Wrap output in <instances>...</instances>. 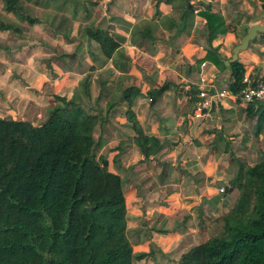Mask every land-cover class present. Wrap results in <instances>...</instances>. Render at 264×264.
Masks as SVG:
<instances>
[{
  "label": "trees",
  "instance_id": "16d2710c",
  "mask_svg": "<svg viewBox=\"0 0 264 264\" xmlns=\"http://www.w3.org/2000/svg\"><path fill=\"white\" fill-rule=\"evenodd\" d=\"M27 1L64 12L69 0ZM79 1L73 0L76 8ZM174 1L177 0H167L169 4ZM180 1L178 19H158L157 8L152 21L160 23L136 26L131 33L132 43L153 44L159 26L176 36L190 34L197 10L189 0ZM260 1L264 8V1ZM0 3L7 14L29 26L45 22L32 17L21 0ZM201 5L206 11L198 13L206 21L207 38V54L201 62L229 71V91L241 95L246 88L245 65L239 60L227 68L226 59L213 46L219 36L228 33L227 23L213 12L211 3L202 1ZM66 23L61 19L56 27L51 25L55 35ZM0 32L25 34L21 26L1 18ZM83 35L99 45L103 61L115 59L123 51L122 39L110 31L90 24ZM259 40L264 44V34L253 42ZM95 70L91 68V72ZM90 86L91 77L87 75L71 99L55 96L56 105L41 125L0 117V264H134L135 260L151 257L152 251L135 254L128 234L125 181L110 170L107 157L97 154L104 143L96 140L95 131L108 123L109 112L117 104L111 102L104 117L100 112L90 113L81 105L91 99ZM170 87V83H164L149 91L151 105ZM193 91L199 92V88ZM121 94L129 107L128 126L135 133L133 143L143 156L141 162L153 161L164 145L144 132L133 111L141 90L129 87ZM247 104V116L255 121V136L259 137L264 132V105ZM232 161L236 162V158L232 157ZM235 191L240 195L221 219V234L191 248L181 256L179 264H264V160L255 165L238 162L224 194Z\"/></svg>",
  "mask_w": 264,
  "mask_h": 264
},
{
  "label": "crops",
  "instance_id": "0c3cea01",
  "mask_svg": "<svg viewBox=\"0 0 264 264\" xmlns=\"http://www.w3.org/2000/svg\"><path fill=\"white\" fill-rule=\"evenodd\" d=\"M80 1L81 3L78 4L81 10L79 15L80 20L84 21L85 27L91 24L110 31L116 37H120L123 44L121 55L119 54L115 59L108 62L103 61L99 46L87 38H84L79 43L74 38L75 30L71 28L65 29L64 27L62 32L56 35L53 29L50 28L52 32L47 31L45 36L48 37L44 41H39L41 38L37 34L35 56L31 58L28 67L20 64L15 67L17 72L22 75V78L32 82V86L36 84L37 89L34 92L32 90H17V85L14 83L12 85L16 86L15 90L9 88L7 92L8 85H4V80L0 76V117L28 121L32 124L40 125V122L36 123V121L44 118V114H47L56 105L55 96L71 99L84 76L72 70L68 64L69 60L61 56H72V54H75V46H80L75 61L76 63H81L89 71H91V68L97 67L95 71L90 72V75H95L96 78L97 76L103 77V72L107 68L110 70L111 78L109 75V81L112 82V89L110 85L106 88L110 97H108V102H106L105 112H108L111 102H117L116 100L122 95L121 93L124 89L129 87L140 89L142 95L135 100L133 105L137 120L147 135L157 137L162 141L164 145L162 152L166 151L165 148L169 149L175 146V153L173 154L178 152L183 165L188 167L187 170H190L193 176H199L197 182L196 180L193 181L197 183L193 186L197 192L193 197V203L190 204L192 207L201 205L208 207L212 203L214 196H216V192L214 188L210 192V188L208 186L205 188L204 183L213 184L216 181H222L227 186L234 175L231 176L228 172V170L230 171L228 168H230L231 163L224 161V159L231 157L232 161L234 155L241 154L240 156L251 157L256 152H260L264 146V132L259 137L255 136V121L249 118L246 112L248 104L242 100H235L229 95L215 102L212 110L206 113L203 118L197 119L194 117L195 105L199 101V92H191L193 89H201L205 83L209 87L213 85L214 90L217 89L219 92L229 91L231 82L229 71L222 72L208 61L201 62L206 57V49L201 44L195 41L194 43L193 38L197 33L196 28L198 26L199 28L200 26L204 28L206 21L201 17L195 16V25L190 34L176 36L175 33L164 31L167 34L166 38L163 40L155 38L154 46L148 41H141L140 44L134 45L131 41V33L139 25L138 22L141 21L142 23L144 22L143 20H152L155 17L157 8L159 10L158 19L170 17L177 1H174L173 4H169L167 0ZM189 1L192 5L196 2V0ZM201 1L211 3L214 10L219 7L225 8L230 2L240 3L249 16H253V7H256L261 2L260 0ZM240 14L239 18L242 20V13ZM86 16L89 17V20ZM261 17L262 15L253 17L248 23L242 20L241 28L264 24ZM37 26L43 27L45 25H35V27ZM236 35L238 36L237 33L229 31L226 35L219 36L213 43V46L219 48L220 54L226 60L230 59L229 57L232 55L230 54V47L234 49L238 44ZM68 40L69 42H67ZM141 44H147L148 48H141ZM87 45L93 46L98 52L92 55L87 49ZM68 46H71V51H67V49L64 51V48ZM228 50L229 54L227 57ZM259 50V46L254 49L250 48L243 53L241 52L239 58L245 65L247 74L250 75L252 82L255 84L264 81V48L262 49L263 51ZM57 52L63 53L59 57ZM98 61L102 63V66H97ZM104 62L106 63L104 64ZM147 62L151 63L150 66L145 65V69H143L142 65L144 66ZM31 63L34 65L32 70L29 69ZM186 63L188 64L184 66L183 64ZM213 76H216L215 80L212 79ZM11 82L9 79L8 83L11 84ZM164 83H170L171 87L162 96L163 103L160 99L154 106L151 105V108V99L147 97V93ZM4 90H6V93H3ZM172 94H175L174 98L176 99L180 97L179 95H184L185 104L179 100L180 103L170 106L168 102ZM114 95L116 98L113 101L111 98ZM14 100L20 103L11 107L9 103ZM2 103L5 104L2 105ZM189 106H192V109ZM128 109L127 104L122 106V103H119L111 109L109 122L100 127L97 139H102L104 145L100 150L101 152L102 150L103 152L105 151V154L102 153L100 156L106 157V151L108 152L111 148H115L116 156L121 153L125 155L126 152H121L120 147L128 141L130 143L126 151L135 146L133 143L135 133L129 128L126 116ZM171 142H174L173 146H171L173 144ZM131 144L133 145L131 146ZM173 154H168L167 157ZM120 159L121 157L119 156L118 160ZM138 160L140 163L143 160V156L140 155ZM121 162L122 166L127 169L132 164L128 163L126 165L125 161ZM142 163L143 166H146L145 162ZM225 163L228 166L226 165V170L221 171L220 167ZM158 166L157 174L160 175L165 165L159 164ZM171 166L174 167L175 164L172 163ZM112 172L119 174L123 179L125 178L117 170H112ZM228 177L230 178L228 179ZM226 186L223 188L225 189ZM239 195L240 192L235 191L228 197L235 196V199H233V204H235Z\"/></svg>",
  "mask_w": 264,
  "mask_h": 264
},
{
  "label": "rangeland",
  "instance_id": "374dc122",
  "mask_svg": "<svg viewBox=\"0 0 264 264\" xmlns=\"http://www.w3.org/2000/svg\"><path fill=\"white\" fill-rule=\"evenodd\" d=\"M21 2L24 4L28 13L32 17H37L45 21V26L35 27L29 26L27 23L20 22L12 14H7L4 11L3 5L0 3V18L6 22H13L21 26L25 33L24 35H17L12 32H0V76L1 79L4 80V85H8V88L6 89L7 92L9 91V88L15 90L16 86L14 87V85H12L14 83L17 85V90H32V92H34L37 89L36 84L35 86H32V82L23 79L22 75L17 72V68H15L16 66L18 67L19 64L21 66L23 65L28 67L31 58L35 56V41L38 40L37 34H39V38H41L39 41H44V39L48 37L45 36L47 31L52 32L51 29H53L54 32V28L51 25L54 24V27H56L58 23H60L61 19H66L67 23L64 26L65 29L71 28L72 30H75L74 38H76L79 43L85 38L82 32L85 27V23L80 20L79 15L81 10L79 5H77V8L75 7L73 0H69L68 3L64 5V12L59 11L56 7H44L43 5L37 6L33 1L29 2L27 0H21ZM201 2V0H196L193 6L199 12L206 11L205 7L201 5ZM79 3H81V1ZM180 5L181 1L177 0L170 17L174 19L179 18L181 13ZM253 11V16H249L243 7H241L240 3L230 2L227 4V7H219L213 12L220 14L224 18V21L227 23L228 32L230 31L231 33L238 34V36H236L238 38L237 45H239L241 43V39L244 37L243 35L245 34L246 28H248L246 26L241 28V21L245 20L246 23H248L251 18L263 15L264 8L262 7L261 2L258 3L256 7H253ZM239 12L242 13V20L239 18V16H241ZM196 16L201 17L198 12H196ZM143 21L144 22L142 23L141 21L138 22L139 25H137V27H144L148 22L153 24L160 23L158 20ZM262 22H264L263 19ZM159 28L160 29L155 32V38L163 40L166 38L167 34L161 26H159ZM196 30L197 33L193 38V42L195 41L196 43L201 44L206 49L207 38L205 34V26L204 28L201 26L199 28L198 26ZM67 42H69V40ZM94 43L99 46L96 42ZM258 46L259 49L263 51L262 49L264 48V44L261 40L257 43L251 42L248 49H254ZM79 47L75 46V54H72V56L62 55L63 52H57L58 56L60 57L62 55V58L69 60V67L72 70H75V72L77 71L79 74L83 75L84 78L87 75L91 77V99L82 101L83 103H81V105L84 106L90 113L99 114L100 112L104 117L106 115L104 108L106 106V102H108V97H110L106 88L110 85L112 89V82L109 81L111 78L109 72L110 70L107 68L105 72H103V77L97 76L96 78L95 75H90L91 71H89V69L84 67L81 63L79 64L75 61ZM141 48H148V45L141 44ZM66 49L67 51H71V46L65 47L64 51ZM87 49L90 53H92V55L98 52V50L94 49L91 45H87ZM232 50L233 47H230L231 52ZM231 52L230 54L233 55V52ZM228 54L229 50L227 57ZM150 64L147 62L144 66L142 65L143 69H145V65L150 66ZM187 64L188 63L183 65L186 66ZM97 66H102V63L98 61ZM33 67L34 65L31 63L29 69L32 70ZM93 68L96 69L97 67ZM9 79L12 81L11 84L8 83ZM6 90H4L3 93H6ZM99 95H101L100 99H98ZM174 95L175 94H172V97L168 102L170 106L180 103V101H183L182 103H184V95H179L180 97H178V99L174 98ZM115 98L116 96L114 95L111 100ZM116 101L117 105L119 103H122V106L126 104L123 102L121 96L118 97V100ZM160 101L162 102V99ZM19 103V101L14 100L13 102H10L9 105L12 107V105H17ZM4 104L5 103H2V105ZM150 107L152 108L151 104ZM189 108L192 109V106H189ZM110 114L111 112H109V115ZM48 116L49 112L47 114L45 113L44 118L38 119L36 123L40 122L39 124L41 125L48 119ZM99 131L100 126H98L95 131L96 140H98L97 137L99 135ZM129 143L130 141L127 143L125 142L120 147L121 152H126L125 155L120 152L121 154L116 156L115 148H111L108 152L106 151V157L109 159L110 170H117L125 176V194L129 204L128 234L135 254L149 253L152 251L150 258L141 261L135 260L134 264H179V260L184 253L189 251L191 248L208 241L211 236L221 234L223 224L221 219L234 207L235 204H233V199H235V196L228 197L219 192L221 188L223 189V187L226 186L222 181H216L213 184L204 183V187L207 188L208 186L210 188V192L215 189L216 196H214L212 203H210L208 207H204L203 205L192 207L190 203H193V197L197 192L196 189L193 188V186L197 183L193 181L196 180L197 182L199 176H193L190 170H187L188 167L183 165L181 156H178V152L173 154L175 153V146L174 148H165L166 151H163L155 161L145 162L146 166H143V163H139L138 160L141 153L137 147L134 146L135 149L134 147H131L128 151H126V149L129 148ZM171 143H173L171 144V146H173L174 142ZM132 145L133 144H131V146ZM102 153L105 154V151L103 152L102 150L101 152V150H99L97 154L100 156ZM168 154L173 155L167 157ZM240 155L241 154L234 155L236 162L231 161V157L224 159V161H229L231 163V166H229L230 168H228L230 171L227 169L231 176L236 172L238 162L255 165L263 161L264 146L260 152H256V154L251 157H244L243 155ZM119 156L121 157L120 160H118ZM121 161H125L126 165L128 163L132 164L129 166L130 168L127 169L122 166ZM158 163L165 165V167H163V172L160 175L157 174L159 168ZM172 163L175 164L174 167L171 166ZM226 165L227 164L225 163L222 167H220V170H226ZM158 177L159 179L157 180ZM230 177H228V179ZM164 232L166 234H163Z\"/></svg>",
  "mask_w": 264,
  "mask_h": 264
},
{
  "label": "built area",
  "instance_id": "2783aa9c",
  "mask_svg": "<svg viewBox=\"0 0 264 264\" xmlns=\"http://www.w3.org/2000/svg\"><path fill=\"white\" fill-rule=\"evenodd\" d=\"M212 79L215 80L216 76H213ZM243 83L246 85V88L241 95H233L230 91L226 90L219 92L217 89L214 90V87H212L213 85H211L210 88L204 83V86L199 89V101L195 105L194 117L197 119L203 118L206 113L212 110L215 102L220 101L228 95L235 100H239L241 97L242 101L245 103H260L264 105V81L253 84L250 75L246 74ZM224 191V188L221 189L222 193H224Z\"/></svg>",
  "mask_w": 264,
  "mask_h": 264
},
{
  "label": "water",
  "instance_id": "95a60500",
  "mask_svg": "<svg viewBox=\"0 0 264 264\" xmlns=\"http://www.w3.org/2000/svg\"><path fill=\"white\" fill-rule=\"evenodd\" d=\"M264 1V0H263ZM264 20V14L261 17ZM261 34H264V24H257L249 27L246 35L241 39V43L233 49V55L225 61L227 68L239 61L240 53L248 50L251 42L255 41Z\"/></svg>",
  "mask_w": 264,
  "mask_h": 264
},
{
  "label": "clouds",
  "instance_id": "9594fccd",
  "mask_svg": "<svg viewBox=\"0 0 264 264\" xmlns=\"http://www.w3.org/2000/svg\"><path fill=\"white\" fill-rule=\"evenodd\" d=\"M242 100V99H241Z\"/></svg>",
  "mask_w": 264,
  "mask_h": 264
}]
</instances>
